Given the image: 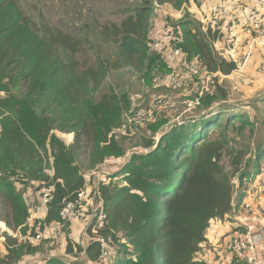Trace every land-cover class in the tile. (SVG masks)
Segmentation results:
<instances>
[{
	"label": "trees",
	"instance_id": "obj_1",
	"mask_svg": "<svg viewBox=\"0 0 264 264\" xmlns=\"http://www.w3.org/2000/svg\"><path fill=\"white\" fill-rule=\"evenodd\" d=\"M190 1L142 0V6L121 24L103 29L104 38L115 47L113 63L100 58L95 68H89L77 60L84 42L76 33L56 30L45 21L40 26L20 7L19 0H0V93H6L5 98L0 97V105L12 114L0 124V201L7 211L0 215V221L14 233L24 237L29 230L65 225L61 212L65 201H77L85 188L84 169H95L106 158L125 154L118 142L108 141L107 136L121 121L123 99L106 96L100 103L102 109L96 112L90 108V93L99 90L111 71L133 69L153 75L160 66L159 74L168 73V63L154 53L148 41L153 5L170 4L181 10ZM184 32L189 59L195 58L202 70L229 76L237 69L234 62L214 54L210 42L216 35L211 30L202 35L200 31ZM191 84L187 81L184 87ZM206 99L207 107L217 100ZM255 126L246 115L227 116L225 124L218 115L175 126L160 138L157 149L158 142H148L149 152L131 158L119 173L122 185L112 182L117 176L103 179L99 198L107 222L99 234L113 251L116 243L125 248L123 259L114 251L112 264H204L197 256L207 242L211 222L224 221L235 208L244 206L245 182L263 176L264 148L252 159L250 145H243L253 139ZM160 128L153 126L154 131ZM54 131L74 134V143L65 146ZM48 142L56 152L55 176L47 184L54 187V193L51 202L44 205L43 219L36 220L31 229L32 211L16 187L19 179L15 177L21 169L32 174L33 180L43 181L39 167L43 154L48 155ZM85 147L89 153L84 163ZM225 158L231 172L223 165ZM236 176L240 194L233 183ZM240 231L237 228L235 236ZM5 236L0 264H20L25 256L38 254L36 245L42 237H27L32 244L23 245L18 238ZM67 240V254H85L88 261L98 263L101 246L94 238L86 249ZM36 264L66 263L51 257ZM233 264H239L235 257Z\"/></svg>",
	"mask_w": 264,
	"mask_h": 264
},
{
	"label": "rangeland",
	"instance_id": "obj_2",
	"mask_svg": "<svg viewBox=\"0 0 264 264\" xmlns=\"http://www.w3.org/2000/svg\"><path fill=\"white\" fill-rule=\"evenodd\" d=\"M19 4L38 25L42 26L45 21L47 25L56 30L65 31L69 29L71 32L76 33L84 42L77 60L83 67L95 68L98 59L101 58L106 62L113 63L116 55L115 47L111 40L104 38L102 34L104 27L112 24H121L125 18L142 6L143 2L142 0H19ZM166 6L171 5L165 4L161 6L158 3L153 5L152 28L149 29L148 39L150 44L151 33L154 32V23L161 15L160 11L164 12ZM168 24L178 27L182 31L183 49L186 46L184 29L185 31H193V33L200 31V35L206 33L201 24L192 18L191 13L187 9H185L182 19L169 21ZM253 36L255 37L256 35ZM249 40L250 38L247 37L242 38L245 47H247ZM210 44L214 54L222 58L214 47L215 41H211ZM262 49L263 47L260 46L255 48L252 56L256 50L258 54L262 52ZM159 56L167 63L165 56ZM241 61L240 59L238 63ZM250 63L251 61L242 73L237 75L236 72H233L229 78H225V75L218 73L216 78L208 77V79L199 80L190 86L184 87V83L181 87L171 88L166 86V79L170 75L171 70L168 73L159 74L161 73L159 70L160 66L153 75L150 71L139 74L133 69L111 71L99 90H94L90 93V108L92 110L95 109V111L102 109L100 103L106 96L115 95L119 100L123 99L119 109L122 116L121 121L111 127L107 136L108 141L115 139L125 154L121 157H108L95 169H84V177L96 172L105 173L104 176L100 175L94 182H91L90 187L100 188V184L106 177L109 179L115 176L117 177L112 178V182L115 185H122L123 182L119 173L130 163L134 155L146 154L150 151L146 148L148 142L157 143L173 127L188 126L200 121L203 117L209 118L221 115V121L225 124L227 116L246 115L256 124L253 139L243 142L245 146L250 145L253 159L258 150L264 148V75L261 73L263 71L261 62L256 64L255 67L253 66L252 69L250 68ZM167 67H169L168 64ZM201 81L204 84L200 83ZM203 86L207 87L204 91L202 90ZM214 88L216 89L213 94H209ZM201 92H203L202 96L200 95ZM5 96L6 93H3V95L0 93V97L5 98ZM207 96L217 98L208 107L206 106L209 102L206 99ZM204 99L206 100L205 104H203ZM197 101H199V104L196 105ZM192 103L193 105L191 106ZM8 118H12V114L0 105V124ZM161 124L164 126L161 127ZM154 125L161 128L154 131ZM52 134H55L67 147L74 143V134H65L59 131H54ZM69 135L73 137L71 142L66 141V137ZM85 145L89 144L85 143ZM47 149L48 155L45 156L43 154L42 164L39 167L42 170V174L39 175L43 178L42 182L33 180L32 174H28L21 169H18V176L15 177L16 180L19 179L16 187L24 195L26 204L30 209H33V207L37 208L35 213L32 212L29 220L31 229L35 221L45 215L46 211L42 203L41 191L45 187H49L47 184H51L55 176L53 154L55 155L56 152L52 149L49 142L47 143ZM84 153L83 162L85 163L88 161L89 149L85 147ZM117 159H121L123 162L119 163L116 161ZM262 164H264V161ZM223 165L229 172L232 171L227 158L223 160ZM52 172H54L53 176L51 175ZM252 182L250 179L245 182V190H248V188L250 190L253 186ZM258 182L259 184L262 182L264 193L263 176ZM233 183L236 193L240 194L238 176L234 178ZM259 187L261 186L259 185ZM259 202L260 199H258V207L260 206L259 208L264 212V199ZM100 207L99 195L88 191L81 202V206L78 208V219L66 222L61 227L50 225L46 226L43 231H40L39 228H36V231L33 232L29 230L24 237L19 235V233H14L5 222L0 221V223L4 224H0V249L2 254L4 255V249L1 246H3L2 239L6 238L5 233L11 234L10 236L13 239L18 238L23 245H31L32 243L28 238L33 239L39 234L42 236V240L39 245H36L39 247L38 254L25 256L20 264L40 263L47 257L61 259L66 264H98L88 261L85 254H67L66 244L68 243L67 239H71L74 242L80 241V246L85 249L94 241L93 232L88 234V230H92L95 215L99 213ZM6 214L7 211L0 201V215L4 216ZM81 239H84V242ZM120 240L122 241L121 238ZM112 248L116 253L120 254L121 259L124 258L125 248L121 247L120 243L114 244ZM114 251L113 253H115Z\"/></svg>",
	"mask_w": 264,
	"mask_h": 264
},
{
	"label": "built area",
	"instance_id": "obj_3",
	"mask_svg": "<svg viewBox=\"0 0 264 264\" xmlns=\"http://www.w3.org/2000/svg\"><path fill=\"white\" fill-rule=\"evenodd\" d=\"M252 1H254V5L237 4L230 12L229 9L225 10L227 14L234 13L239 15V18L243 19L242 29L250 38L247 43V50L241 59L242 61L240 63L234 61L237 65V69L234 72H236L237 75L244 71L255 48L259 46L264 48V0ZM189 6L183 7L181 10H188ZM162 8H160V10H162ZM160 12L161 15L153 26L154 32L151 33V46L155 53L165 56L170 64L171 73L166 79V86L169 88L181 87L187 81L197 82L205 78L208 79V77L216 78L218 73L202 70L196 60H190L188 58L183 49L184 40L182 31H180L178 27L176 28L169 25L168 22L174 21V19L168 14H165V12ZM222 15V8L214 12L211 26L208 25L209 28L206 30V33L209 30H211L212 33L216 32L219 27V22L222 21ZM230 23H233L232 20H230ZM238 24H241L240 21ZM253 35L256 36L254 37ZM229 43L234 44V41L230 40ZM200 83L204 84L202 81ZM206 89L207 87L203 86L202 90L204 91ZM200 95L202 96L203 92H201ZM197 104H199V101H197L196 105ZM192 105L193 103L191 106ZM116 161L119 163L123 162L121 159H117ZM51 175L53 176L54 172H52ZM100 175L104 176L105 173L96 172L89 174L85 177V188L79 193L78 200L75 202L65 201V206L61 212V217L64 222H71L78 219V208L81 206V202L88 191H91V193L95 195H99V188L90 187V183L94 182ZM260 179L261 177L254 182L252 187L253 191L250 192V195H254V197L256 196L255 190ZM53 193L54 187L52 186L45 187L41 191L43 205L47 206L51 202ZM106 222L107 215L104 213L103 208L100 207L99 213L95 215V222L92 226L94 240L101 246V255L97 261L98 264H112L113 251L109 246L108 240L99 234V231L106 227ZM236 223L241 231L232 239L230 250L236 258L237 263L264 264V214L257 207L248 205L243 212L236 213ZM0 224L4 225L3 223ZM41 237V235H38L36 240L41 239ZM2 240L3 243H5L6 240L4 238Z\"/></svg>",
	"mask_w": 264,
	"mask_h": 264
},
{
	"label": "crops",
	"instance_id": "obj_4",
	"mask_svg": "<svg viewBox=\"0 0 264 264\" xmlns=\"http://www.w3.org/2000/svg\"><path fill=\"white\" fill-rule=\"evenodd\" d=\"M237 4L254 5L255 3L252 0H191L190 6L188 7V12L191 13L192 18L201 24L205 32L209 28V26H211V21L214 12L222 8V21L219 22V27L216 32H214V34L216 35L214 47L223 59L229 62L235 61L236 63H238L239 60L242 59L243 55L247 50V47L244 46L245 44L243 43L242 38H249V36L246 35L242 29L243 19L239 18V15H236L234 13L227 14V12H225V10L228 9L230 12L233 7ZM164 12H167V14L174 20L182 19L185 14V10H177L172 5L166 6ZM238 18L241 23L240 25L238 24ZM230 20H232L233 23H230ZM230 40H233L234 44H230ZM184 51L188 56V53L186 52L185 48ZM255 53L250 59V68L252 69L253 66L255 67L256 64H260L261 62V67L263 68V71L261 73L264 75V48L262 49V52L258 54ZM167 63L170 68V64L168 61ZM225 78H229V76H226ZM192 83L194 84L195 82ZM253 182L251 184H254ZM259 185L262 187V182H260V184L258 182L257 184V188L255 190V197L254 195H250V192L253 191L252 185H250L252 186L250 190L249 188L248 190H246L245 202L243 203L244 206H241L240 209L235 208L233 214L231 216L226 217L224 221L214 220L211 222V227L208 230L206 236L207 242L203 245L202 250L197 256V259L199 261L203 262L204 264H233L234 255L231 253L229 246L235 236L234 233L238 228L237 223L235 222L236 213L243 212L248 205H252L253 203L254 207H260H258V199H260L261 202L264 199V193L263 187L261 188L259 187ZM36 209L37 208L33 207L31 211L35 213ZM43 217H40V219H43ZM81 240L84 242V239ZM76 243L81 245L80 241H77Z\"/></svg>",
	"mask_w": 264,
	"mask_h": 264
},
{
	"label": "bare ground",
	"instance_id": "obj_5",
	"mask_svg": "<svg viewBox=\"0 0 264 264\" xmlns=\"http://www.w3.org/2000/svg\"><path fill=\"white\" fill-rule=\"evenodd\" d=\"M72 138H73L72 135H69L68 137H66V139H67L66 141L67 142H71L72 141Z\"/></svg>",
	"mask_w": 264,
	"mask_h": 264
},
{
	"label": "water",
	"instance_id": "obj_6",
	"mask_svg": "<svg viewBox=\"0 0 264 264\" xmlns=\"http://www.w3.org/2000/svg\"><path fill=\"white\" fill-rule=\"evenodd\" d=\"M169 128H171V127L169 126ZM159 144H160V140H159L158 143L156 144L154 150L157 149V148L159 147Z\"/></svg>",
	"mask_w": 264,
	"mask_h": 264
}]
</instances>
